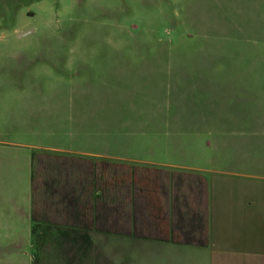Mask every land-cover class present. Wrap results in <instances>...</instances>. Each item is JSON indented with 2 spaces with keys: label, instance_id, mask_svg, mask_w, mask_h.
I'll use <instances>...</instances> for the list:
<instances>
[{
  "label": "crops",
  "instance_id": "obj_1",
  "mask_svg": "<svg viewBox=\"0 0 264 264\" xmlns=\"http://www.w3.org/2000/svg\"><path fill=\"white\" fill-rule=\"evenodd\" d=\"M196 62L199 139L191 145L178 139L191 128L179 124L187 122L183 110L152 100L122 117L110 98L98 97L104 93L74 99L63 127L42 128L51 140L31 147L30 206L6 216L19 222L0 221L2 244L11 246L0 260L15 264L20 254L25 264H264V0H199ZM172 65L82 67L92 81L152 83L158 72L163 80L181 74L169 71L183 68ZM248 134L257 139L246 141ZM236 135L239 160L255 167H214L211 150H223L225 165L235 161Z\"/></svg>",
  "mask_w": 264,
  "mask_h": 264
},
{
  "label": "rangeland",
  "instance_id": "obj_2",
  "mask_svg": "<svg viewBox=\"0 0 264 264\" xmlns=\"http://www.w3.org/2000/svg\"><path fill=\"white\" fill-rule=\"evenodd\" d=\"M233 27L236 28V22ZM26 32L29 33L19 35ZM143 61H169L172 66L183 68L169 70L181 74L163 76L164 80L160 72L151 71L154 74L150 79L151 97V91H146L152 83L146 80L92 81L86 76L91 70L82 67L84 63L90 66L100 62ZM196 61H199V0H0V191L17 188L15 196V193L0 196V221L19 222L6 216L15 213V206L18 211L20 205L29 208L30 196L25 190H29V167L36 149L31 147L48 143L51 139L43 137L42 128L63 127L71 101H80L85 94L93 97L104 93L98 97L110 98L113 105H118L117 112L122 117L129 110L135 114L139 109H148L152 100L164 110H183L186 115L182 119L187 122L179 124L191 128L187 138L178 139L188 145L197 141L199 62ZM160 87L170 90L160 91ZM137 89L143 91L136 93ZM240 136L232 138L231 154L235 158L232 165L224 164L223 150H211L214 167L232 170L255 167L239 160L241 153L236 139L240 141ZM252 138L250 134L245 137L246 141ZM188 151L195 155L194 148ZM15 216L18 217L16 213ZM2 241L0 254L11 247ZM22 249L24 254H32L27 246ZM17 256L15 264H25V258ZM99 261L96 258L93 262L102 264ZM0 264L10 263L0 260Z\"/></svg>",
  "mask_w": 264,
  "mask_h": 264
},
{
  "label": "trees",
  "instance_id": "obj_3",
  "mask_svg": "<svg viewBox=\"0 0 264 264\" xmlns=\"http://www.w3.org/2000/svg\"><path fill=\"white\" fill-rule=\"evenodd\" d=\"M34 157H35V156H33L32 181H34V178H35V172H34ZM32 218H33V221L36 223V218H35V214H34V213H33ZM35 232H36V225H34V226H33V229H32V234H33V236L35 235Z\"/></svg>",
  "mask_w": 264,
  "mask_h": 264
},
{
  "label": "water",
  "instance_id": "obj_4",
  "mask_svg": "<svg viewBox=\"0 0 264 264\" xmlns=\"http://www.w3.org/2000/svg\"><path fill=\"white\" fill-rule=\"evenodd\" d=\"M29 32H26V33H23V34H19L20 36H24V35H26V34H28Z\"/></svg>",
  "mask_w": 264,
  "mask_h": 264
}]
</instances>
